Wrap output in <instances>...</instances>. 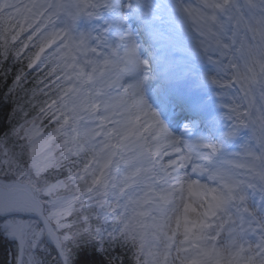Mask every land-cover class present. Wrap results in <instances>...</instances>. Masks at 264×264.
<instances>
[{"label":"snow or ice","instance_id":"1","mask_svg":"<svg viewBox=\"0 0 264 264\" xmlns=\"http://www.w3.org/2000/svg\"><path fill=\"white\" fill-rule=\"evenodd\" d=\"M165 19L220 90L218 136L176 122V107L198 105L164 71ZM9 56L22 66L15 85L25 67L39 72L46 97L13 130L20 154L0 140L13 178L0 213L27 264H40L45 235L56 264H125L116 247L130 264H264V0H0ZM52 170L64 178L49 182Z\"/></svg>","mask_w":264,"mask_h":264},{"label":"trees","instance_id":"2","mask_svg":"<svg viewBox=\"0 0 264 264\" xmlns=\"http://www.w3.org/2000/svg\"><path fill=\"white\" fill-rule=\"evenodd\" d=\"M0 61H3V57H0ZM2 66L8 69V74L5 78L3 73L0 72V140L22 120L37 115L39 106L46 99V97L36 91L38 87L37 81L42 78L41 73L30 71L25 67L24 72L28 74L27 79L21 87H17L14 83V77L21 69V64L12 56H9L6 61H3ZM10 143V147L13 149L12 151H16L19 154L20 143L15 141ZM52 177L56 178L57 176L52 175ZM3 240L0 234V264H9V251ZM10 250L12 249L10 248ZM110 251L113 252L114 257H126L125 264H130L131 252L121 247H116ZM78 258L82 260L84 257L79 255ZM89 258H93L91 257V253H89ZM101 258V256H96L93 259L99 261Z\"/></svg>","mask_w":264,"mask_h":264},{"label":"rangeland","instance_id":"3","mask_svg":"<svg viewBox=\"0 0 264 264\" xmlns=\"http://www.w3.org/2000/svg\"><path fill=\"white\" fill-rule=\"evenodd\" d=\"M7 137V142H8V140H9V138L11 137H9L8 135L6 136ZM13 137L17 140L18 138L15 136V135H13ZM6 142V143H7ZM12 177L11 176H9V177H5L4 175H3V173H0V184H11L12 183ZM3 214V213H2ZM4 215V214H3ZM18 221V220H17ZM26 221V220H25ZM12 221H9V222H7L6 224H10ZM25 223V222H24ZM4 226H5V224H4ZM4 226L2 227V229H3V233L5 234V236L7 237V238H9L10 240H13V241H16L18 244L20 243V241L19 240H17V239H13L12 238V236L10 235V234H8V233H6L5 231H4ZM21 244V243H20ZM24 253L25 252H20V255H19V262H21V260H23L24 262L25 261H28L26 258H25V256H24Z\"/></svg>","mask_w":264,"mask_h":264},{"label":"water","instance_id":"4","mask_svg":"<svg viewBox=\"0 0 264 264\" xmlns=\"http://www.w3.org/2000/svg\"><path fill=\"white\" fill-rule=\"evenodd\" d=\"M4 196V192H3V189L0 188V198H2Z\"/></svg>","mask_w":264,"mask_h":264},{"label":"bare ground","instance_id":"5","mask_svg":"<svg viewBox=\"0 0 264 264\" xmlns=\"http://www.w3.org/2000/svg\"><path fill=\"white\" fill-rule=\"evenodd\" d=\"M235 150V147L232 149V151H234Z\"/></svg>","mask_w":264,"mask_h":264}]
</instances>
